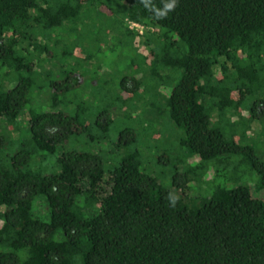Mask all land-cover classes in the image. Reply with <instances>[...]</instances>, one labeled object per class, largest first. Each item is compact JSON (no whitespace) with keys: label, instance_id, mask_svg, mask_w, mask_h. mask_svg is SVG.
<instances>
[{"label":"trees","instance_id":"16d2710c","mask_svg":"<svg viewBox=\"0 0 264 264\" xmlns=\"http://www.w3.org/2000/svg\"><path fill=\"white\" fill-rule=\"evenodd\" d=\"M109 1L0 0V68L15 75L10 87L0 86V144L8 132L1 124L21 112L27 134L8 163L0 161V264H264V195L254 196L246 184H216L198 204L187 202L188 183L204 169L217 173L215 165L233 154L244 157L264 191V156L230 129L239 120L247 130L255 120L264 123V0H178L174 10L171 0H112L120 5L119 28L146 49L141 54L134 46L148 75L164 81L179 72L171 86L148 95L141 112L166 116L183 150L178 162L185 164L165 182L141 168L136 149L103 161L94 150L62 146L101 129L99 115L107 111L89 118L84 99L59 108L81 81L70 67L64 78L46 82L51 109L23 110L30 74L50 55L52 30ZM130 21L145 31L128 29ZM128 78L134 88L139 82L120 79L121 103L132 93H124ZM150 129L155 140L159 130ZM117 137L115 147L135 139L127 126ZM43 155L52 157L50 171L30 164ZM170 194L178 197L175 206Z\"/></svg>","mask_w":264,"mask_h":264},{"label":"rangeland","instance_id":"374dc122","mask_svg":"<svg viewBox=\"0 0 264 264\" xmlns=\"http://www.w3.org/2000/svg\"><path fill=\"white\" fill-rule=\"evenodd\" d=\"M90 8L89 11H81L78 19L74 22L63 23V29H60V26V28L52 30L46 39L50 45L48 49L50 55L39 63L38 67L35 65L37 73L34 71L30 74L32 84L29 88V100L25 103L23 110H27L29 107H33L35 110L51 109L48 98L51 88L46 85V82L49 79L64 78L65 75L62 72L65 69L69 70L70 67L72 71L81 74V81L62 97L65 103L60 102L61 107L59 108L67 106L69 110L73 108L76 100L84 99L89 118H94L103 108H106L107 111L99 115L103 124L101 129L93 126L75 138L66 139L62 146L66 149L94 150L100 153L103 161L105 158L114 159L125 151L136 149L141 155V168L156 175L158 180L165 182L167 178L169 180L170 172L175 167H183L185 164L178 162L183 155V150L178 148L175 142L177 135L175 128L171 126L166 116L162 117L161 114L155 119V112H152L148 117L141 112L148 95L162 91L165 86L167 88L171 86L177 80L179 72L169 73L164 81L152 79L148 75V68L143 66L144 64L134 48L135 46L141 54L146 53L140 39L135 40L137 41L135 45L130 40L128 33L118 26V20H121L120 5H116L115 1L110 0L108 5L104 3L102 10L95 9L93 4ZM68 25L73 30L69 32L70 34L64 31ZM127 28L133 29L129 26V22H127ZM143 31L145 29L142 28L141 32L143 33ZM70 51L71 53H66ZM83 56H87V58H83ZM6 69L5 66L0 68V86L3 89L10 87L15 80V75L12 72L7 73ZM4 72L7 73L6 76ZM158 72L164 74L166 69H158ZM22 74L26 75L28 72L23 70ZM123 76H134L139 82L134 88L135 80L128 78L123 81L126 86L124 93L129 89H131L129 92L132 93H129V97L123 99L124 102L121 103L120 97L122 98L124 94H122L123 88L120 87V79ZM126 93L128 94V92ZM117 107L122 109L117 110ZM20 115L8 122L6 127L2 126L3 123L1 124L2 129L5 131L7 129L8 132L7 136L4 135L7 141L0 144V161L8 163L6 155L13 153L19 142L26 139L25 122ZM107 117L109 124L105 125ZM236 121L238 120L236 119ZM237 124L230 128L234 131V139L242 144L251 145L255 153L264 156L262 131L264 123L255 120L250 123L248 130L244 128L241 120ZM124 126L132 128L135 139L127 141V143L122 142L121 145L115 147L112 144L118 138V131ZM150 128L159 130L155 134V140L152 139V129ZM226 130L227 128H225ZM125 134L122 139H129L130 134L128 132ZM160 155L162 157H159ZM50 158L52 159L51 156L48 158L43 155V158L38 162V156H33L30 164L47 172L51 170ZM243 158L241 155L233 154L222 163L215 165L217 170L215 174L214 170L204 169L200 176L201 179L188 183V204H198L216 184H224L226 187L234 184H246L250 186L254 196H263L264 191L256 189V174ZM186 161L192 164L195 158H188Z\"/></svg>","mask_w":264,"mask_h":264},{"label":"clouds","instance_id":"9594fccd","mask_svg":"<svg viewBox=\"0 0 264 264\" xmlns=\"http://www.w3.org/2000/svg\"><path fill=\"white\" fill-rule=\"evenodd\" d=\"M177 4L178 0H171V3L168 5L169 10H174ZM167 198L169 199L170 206H175L178 197L170 194Z\"/></svg>","mask_w":264,"mask_h":264},{"label":"built area","instance_id":"2783aa9c","mask_svg":"<svg viewBox=\"0 0 264 264\" xmlns=\"http://www.w3.org/2000/svg\"><path fill=\"white\" fill-rule=\"evenodd\" d=\"M129 26L131 27V28H134V29H136L137 30V32L138 33H141V31H142V25H140V24H138V23H135V22H129Z\"/></svg>","mask_w":264,"mask_h":264}]
</instances>
